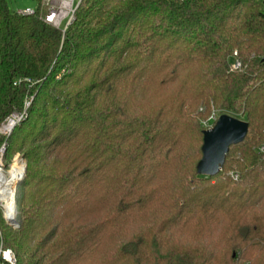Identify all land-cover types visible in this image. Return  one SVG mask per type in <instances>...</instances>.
<instances>
[{
  "label": "trees",
  "instance_id": "16d2710c",
  "mask_svg": "<svg viewBox=\"0 0 264 264\" xmlns=\"http://www.w3.org/2000/svg\"><path fill=\"white\" fill-rule=\"evenodd\" d=\"M38 1L0 0V125L31 102L0 135L16 264H264V0H84L64 34ZM213 111L249 132L206 177Z\"/></svg>",
  "mask_w": 264,
  "mask_h": 264
},
{
  "label": "built area",
  "instance_id": "2783aa9c",
  "mask_svg": "<svg viewBox=\"0 0 264 264\" xmlns=\"http://www.w3.org/2000/svg\"><path fill=\"white\" fill-rule=\"evenodd\" d=\"M83 1L84 0H44L43 6L46 8V13L43 16L44 22L61 30L63 34L66 33L67 29L73 24L76 12ZM17 14L19 16H32L36 14V11L31 9L24 11L20 10L17 11ZM241 65V62L237 60L234 63V68L238 69L241 67ZM30 104L31 102L28 101L23 112L13 113L4 123L0 125V135L3 138L8 139L13 130L27 117V109L29 108ZM221 115V112L213 111L211 117L208 120L202 121V125L205 130L213 128ZM260 151L264 154V146L260 148ZM5 152L6 144H4L0 149V172H4L5 165L3 158ZM15 160L26 167L25 161L20 155H18L14 161ZM232 176L235 179L239 178V175L236 173H232ZM0 208L3 211L4 218L7 220L3 206L0 205ZM16 262L17 259L15 253L12 250L6 249L4 247L2 233L0 232V264H16Z\"/></svg>",
  "mask_w": 264,
  "mask_h": 264
},
{
  "label": "water",
  "instance_id": "95a60500",
  "mask_svg": "<svg viewBox=\"0 0 264 264\" xmlns=\"http://www.w3.org/2000/svg\"><path fill=\"white\" fill-rule=\"evenodd\" d=\"M249 132V123L229 114H222L215 126L204 131L202 159L198 163L200 176L214 177L223 169L230 148L242 143ZM11 226L18 227L17 220Z\"/></svg>",
  "mask_w": 264,
  "mask_h": 264
},
{
  "label": "bare ground",
  "instance_id": "6f19581e",
  "mask_svg": "<svg viewBox=\"0 0 264 264\" xmlns=\"http://www.w3.org/2000/svg\"><path fill=\"white\" fill-rule=\"evenodd\" d=\"M15 165L21 167L22 169V171L20 172V178L16 174H12ZM21 173H23L22 176ZM25 173L26 167L24 165H21L16 160L12 163L11 169L7 173L0 172V205L3 206L5 210V216L11 223L17 220V190L19 189V185L25 177ZM16 177L19 180V184Z\"/></svg>",
  "mask_w": 264,
  "mask_h": 264
},
{
  "label": "rangeland",
  "instance_id": "374dc122",
  "mask_svg": "<svg viewBox=\"0 0 264 264\" xmlns=\"http://www.w3.org/2000/svg\"><path fill=\"white\" fill-rule=\"evenodd\" d=\"M8 1V4H9V8L12 12H17V11H24V10H27V9H31L33 11H37L39 9V6H40V3L38 0H7ZM44 2V0H42ZM223 114H228V113H223ZM12 115V114H11ZM10 115V116H11ZM231 115V114H229ZM9 116V117H10ZM233 116V115H232ZM8 117V118H9ZM235 117V116H234ZM7 118V119H8ZM237 118V117H236ZM6 119V120H7ZM241 120H243L242 118H240ZM5 120V121H6ZM4 121V122H5ZM3 122V123H4ZM14 131V130H13ZM13 133V132H12ZM2 148V147H1ZM0 148V149H1ZM6 153V152H5ZM20 155L23 160L25 161V164H26V172H27V168H28V161L27 159H25L24 155H23V152H16V154L13 156V158L10 160L9 164L7 165L6 162H5V159L3 158V161H4V172H7L10 167H11V164L14 162V159ZM5 156V155H4ZM23 173H21V176H22ZM25 176H26V173H25ZM16 179L18 180V178L16 177ZM25 179V177H24ZM24 179L22 180V182L20 183L19 185V189H20V186L22 185ZM21 180V179H20ZM18 184H19V180H18ZM19 189L17 190L18 191V194H17V208H18V215H17V222H20V206H19V202H18V196H19ZM6 220V219H5ZM7 224L13 228V229H18L20 227V225L18 227H14V226H11V224L9 223L8 220H6Z\"/></svg>",
  "mask_w": 264,
  "mask_h": 264
}]
</instances>
